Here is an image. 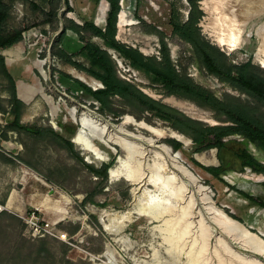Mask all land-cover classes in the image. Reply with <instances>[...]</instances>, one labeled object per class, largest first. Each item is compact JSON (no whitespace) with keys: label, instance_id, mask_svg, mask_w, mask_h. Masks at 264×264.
<instances>
[{"label":"rangeland","instance_id":"obj_1","mask_svg":"<svg viewBox=\"0 0 264 264\" xmlns=\"http://www.w3.org/2000/svg\"><path fill=\"white\" fill-rule=\"evenodd\" d=\"M6 1L10 13L4 25L5 35L16 30L23 32L15 45L0 51L15 79L17 94L26 102L21 108V124L51 127L59 136L49 132L37 136L14 129L11 86L0 67V264H67L66 259L72 264H236L230 250L225 251L226 247L216 241L217 237L208 239L198 217L184 213L185 200L178 203L168 199L163 191L150 192V196L145 197L136 190L137 186L124 177L123 161L127 154L117 145L107 146L102 125L109 122L118 126L131 116L166 131L172 129L184 133L149 111L127 105L119 96L112 99L110 108L102 107L78 81L93 89L102 87V83L56 55L55 36L60 31L61 19L66 16L81 23L83 18H88L105 27L106 21L97 14L99 5V9L109 7L108 1L69 0L73 7L71 12L66 10L64 0ZM194 1L202 12L199 21L202 34L225 53L228 64L249 62L264 73V66L256 59L260 41L256 29L264 22V11L246 24L242 37L246 41L242 45L230 49L218 43L223 4H235L245 11L258 3L264 7V0ZM172 5L184 19L187 18L191 6L188 0H140L138 15L164 32L174 62L194 82L216 95L222 97L230 93L261 107L253 97L222 82L197 64L192 45L173 32ZM126 6L124 19L119 22L121 26L117 25V39L140 48L145 54H158L159 37L143 30L134 14L133 0H126ZM91 37L101 43L97 37ZM83 44L76 33L68 31L60 48L73 55ZM109 52L118 75L132 81L154 99L203 123H221L213 111L192 100L169 94L162 86L152 84L129 67L115 51ZM21 81L26 84L20 87ZM84 121L90 123L86 129V133L91 134L87 136L88 140L94 148H99L100 155L109 158L108 161L75 143ZM136 127L132 124L128 129L137 131ZM140 130L151 134L146 129ZM184 135L187 143L171 136L162 142L165 141L174 154L180 155L200 184L208 187V196L217 207L264 239V209L257 204L259 200L264 201V175L243 167L237 155L246 150L264 163V152L241 135L222 139L224 146L220 150L216 147L219 141L216 136L196 142ZM65 138L74 143L73 151L66 147ZM169 143H178L180 150L174 151ZM203 154L215 163L205 164L197 158ZM81 158L97 169L113 161L110 172L122 166V174L113 178L109 173L105 179L95 176ZM157 162L161 167L162 161ZM199 164L221 167L223 172L215 176ZM146 188L153 190L151 186ZM247 194L252 198L249 199ZM87 197L92 200L85 201ZM40 203H47L48 208L40 209ZM32 211L40 217L59 221V228L70 233L69 241L55 237L32 238L25 221V216ZM230 240L226 239L237 254L244 257L242 254L247 253L264 261L256 253L240 250L238 244ZM107 247L113 256L107 254Z\"/></svg>","mask_w":264,"mask_h":264},{"label":"trees","instance_id":"obj_2","mask_svg":"<svg viewBox=\"0 0 264 264\" xmlns=\"http://www.w3.org/2000/svg\"><path fill=\"white\" fill-rule=\"evenodd\" d=\"M107 1L109 8L105 27L97 25L92 19L83 18L80 23L64 16L59 28L61 30L55 36L56 55L65 63L102 83V87L93 89L78 81L95 101L104 108H110L112 99L119 96L127 105L136 106L142 111H149L161 120L169 122L172 127L190 136L193 141L199 142L208 136H216L219 138L216 147L220 150L224 146L222 139L231 135H241L264 152V73L256 70L249 62L239 65L228 64L225 53L202 34L199 26L202 12L194 0H188L191 6L186 19L181 16L178 8L172 5L170 22L173 32L192 45L194 57L202 69L218 77L222 82L253 97L261 107L244 102L230 93H225L220 97L207 87L194 82L188 73L174 62L164 32L138 15L140 0H133L134 14L139 18L145 32L159 37V53L145 54L140 48L121 42L117 39V25L122 8L121 0ZM64 3L66 10L73 11L69 0H64ZM9 13L10 8L7 1L0 0V51L15 45L23 34L22 30H16L5 35L4 25ZM68 31L76 33L84 43L73 55H69L60 48ZM91 36L100 39L101 43L94 41ZM110 50L115 51L129 67L142 74L152 84L160 85L169 94L192 100L213 111L221 123L209 125L183 115L177 109L154 99L132 81L121 78L117 73V67ZM0 67L11 86L10 103L11 112L14 115L12 123L14 129L25 130L37 136L47 132L59 136L51 127L21 124V108L24 102L18 97L15 79L8 71L5 58L1 54ZM64 142L70 151L74 150V143L70 139L65 138ZM169 144L174 150L179 151L181 148L178 143ZM237 155L243 167H249L253 172L264 175V163L256 159L250 152L244 150ZM81 161L95 176L103 179L108 177V170L114 165L112 161L104 168L97 169L84 162L82 158ZM199 166L215 176H220L223 172L221 167H208L201 164ZM247 197L252 198L249 194ZM87 200H92V198L87 197L85 201ZM257 204L264 209V201L259 200ZM93 217L95 218L94 215ZM64 261L67 264H72L68 259Z\"/></svg>","mask_w":264,"mask_h":264},{"label":"bare ground","instance_id":"obj_3","mask_svg":"<svg viewBox=\"0 0 264 264\" xmlns=\"http://www.w3.org/2000/svg\"><path fill=\"white\" fill-rule=\"evenodd\" d=\"M259 5L258 3L254 8L244 11L235 4H223L222 16L219 18L221 34L218 43L227 45L230 49L242 45L246 41L242 38L246 24L254 17H260L264 11V7H260ZM121 6L122 12L118 20L119 26H121L119 22H122L124 19L123 12L127 7L126 0H122ZM99 8L100 5L98 10ZM256 34L260 40L256 59L264 66V22L257 27ZM130 117L125 118L118 126H113L109 122L102 125L103 132L107 135V146L110 144L117 145L127 154L123 161L124 177L137 186L136 190L142 196L148 197L150 196V192L163 191L167 194L168 199L178 203L185 200L184 202H187L186 206L184 203L182 205L183 208L185 207L184 213L190 217H198L200 219L199 224L202 230L206 231L208 239L217 237L216 241L226 247H224L225 251L226 249L230 250L231 253L227 251L234 257V261H237L235 262L236 264H264L256 256L247 255V253L242 254L241 252L238 253H241L244 257L237 254V252H234L236 249H232L234 246L232 244L229 246L230 244L227 243L231 239L235 244H238L237 247L239 249L241 248L264 256L263 237L250 231L251 229L248 230L243 224L231 218L224 209L217 207L212 198L208 196V187L206 188L203 184H200L197 176L182 162L181 157H179L180 155L174 154L171 147L165 141L162 142V139L171 136L187 143V137L172 129L166 131L145 121ZM132 124L137 126V131L128 129V126ZM89 125L88 121H84L79 129V134L75 138V143L87 151L94 152L99 159L108 161L109 158L100 155L99 148H94L88 140L87 136H91V134L86 133ZM140 129H146L151 134H145ZM197 158L205 164L215 163V161L208 160L205 154L198 155ZM157 161H162L161 167ZM121 169L122 166L120 169L113 168L110 172L111 177L114 178L122 174ZM146 186H151L153 190H148ZM168 199H166L167 202H169ZM105 226L109 229L107 224ZM107 254L113 256L112 250L108 247Z\"/></svg>","mask_w":264,"mask_h":264},{"label":"built area","instance_id":"obj_4","mask_svg":"<svg viewBox=\"0 0 264 264\" xmlns=\"http://www.w3.org/2000/svg\"><path fill=\"white\" fill-rule=\"evenodd\" d=\"M103 86V85H102ZM28 226V232H31L32 238L55 237L61 241H69L71 238L68 231L59 228V221H54L40 217L35 211L25 216Z\"/></svg>","mask_w":264,"mask_h":264},{"label":"crops","instance_id":"obj_5","mask_svg":"<svg viewBox=\"0 0 264 264\" xmlns=\"http://www.w3.org/2000/svg\"><path fill=\"white\" fill-rule=\"evenodd\" d=\"M101 6V5H100ZM108 6H107V8L105 7V8H101V9H99L98 10V14H97V16L99 15L101 18H103L105 21H106V14H107V11H108ZM96 21H97V18H96ZM97 23L100 25V23L97 21ZM22 84H26V83H24L23 81H21L20 82V87L22 86ZM22 97V96H21ZM22 98H24V97H22ZM25 99V98H24ZM47 203L45 204V203H40L39 205H38V207L40 208V209H46V208H48L47 207Z\"/></svg>","mask_w":264,"mask_h":264},{"label":"water","instance_id":"obj_6","mask_svg":"<svg viewBox=\"0 0 264 264\" xmlns=\"http://www.w3.org/2000/svg\"><path fill=\"white\" fill-rule=\"evenodd\" d=\"M120 4L122 5V0L120 1ZM122 11V10H121ZM121 11H120V13H121ZM120 13H119V16H120ZM61 30V29H60ZM18 97H19V94H18ZM20 98V97H19ZM21 99V98H20ZM23 102H25L23 99H21ZM26 103V102H25ZM218 124V123H217ZM74 141V140H73ZM112 168V167H111ZM111 168H109V170H108V174L110 173V169ZM260 257H263L264 258V256L263 255H259ZM260 260L264 263V261L260 258Z\"/></svg>","mask_w":264,"mask_h":264}]
</instances>
